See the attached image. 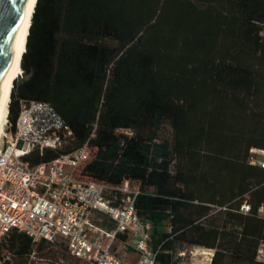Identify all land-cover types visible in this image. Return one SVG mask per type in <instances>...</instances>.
<instances>
[{"label":"trees","instance_id":"trees-1","mask_svg":"<svg viewBox=\"0 0 264 264\" xmlns=\"http://www.w3.org/2000/svg\"><path fill=\"white\" fill-rule=\"evenodd\" d=\"M20 66L12 131L19 100H32L51 108L64 135L26 161L87 143L77 173L130 180L138 216L170 226L153 236L161 262L190 244L213 249L210 264H260L264 168L249 150L264 149V0H36ZM164 123L170 140L159 137ZM212 206L224 208L210 216ZM50 243L12 229L0 260L27 264Z\"/></svg>","mask_w":264,"mask_h":264},{"label":"built area","instance_id":"built-area-1","mask_svg":"<svg viewBox=\"0 0 264 264\" xmlns=\"http://www.w3.org/2000/svg\"><path fill=\"white\" fill-rule=\"evenodd\" d=\"M4 126L0 136V240L16 229L34 243H62L71 256L87 264H210L214 250L202 253L195 246L169 251L171 260L161 262L153 236L169 231L170 226L138 216L139 188L130 180L110 185L80 176L77 172L90 156L87 143L48 162L31 165L26 161L23 157L33 147L42 150L63 142L64 135L58 132L62 121L46 103L19 100L15 130L8 118ZM259 152L249 161L264 168V150ZM249 209L247 203L239 207L243 212ZM258 212L264 217L263 206ZM197 255L200 258L195 263ZM255 261L264 264V240L256 248Z\"/></svg>","mask_w":264,"mask_h":264},{"label":"water","instance_id":"water-1","mask_svg":"<svg viewBox=\"0 0 264 264\" xmlns=\"http://www.w3.org/2000/svg\"><path fill=\"white\" fill-rule=\"evenodd\" d=\"M31 0H0V106L14 62L18 30Z\"/></svg>","mask_w":264,"mask_h":264},{"label":"rangeland","instance_id":"rangeland-1","mask_svg":"<svg viewBox=\"0 0 264 264\" xmlns=\"http://www.w3.org/2000/svg\"><path fill=\"white\" fill-rule=\"evenodd\" d=\"M21 78H22V72L19 75V77H17L16 79H17V81H20ZM4 128H5V126H4ZM0 136H2V133L0 134ZM171 136H172L171 127L169 126L168 123H164L162 125L161 129L159 130L160 139L165 138V139H169L170 140ZM259 150H264V149H259V148L253 147L252 149L249 150L250 156L259 155L260 154ZM220 210H221L220 208L212 206L211 209H210L209 215L210 216L211 215L212 216L217 215ZM161 225H163L165 227L166 225H168V223H162ZM160 229H162V228H160ZM1 240H2V238H1ZM192 246H195L196 248H207V247H203V246H196V245H190V244H185V245H183L180 248H187V250H189V249L192 248ZM53 252L56 253L55 254L56 258L52 257ZM67 257H69V258L66 261L64 258H67ZM58 258H60V259H58ZM199 258H200L199 255L195 256L194 262L198 263V261H199L198 259ZM67 263H70V264H85L84 261L71 256L67 252L65 247L63 245H60V243H57V244H55V243L51 244L50 243L43 250H39V249L35 248L34 252L27 259V264H67ZM0 264H2L1 260H0Z\"/></svg>","mask_w":264,"mask_h":264},{"label":"bare ground","instance_id":"bare-ground-1","mask_svg":"<svg viewBox=\"0 0 264 264\" xmlns=\"http://www.w3.org/2000/svg\"><path fill=\"white\" fill-rule=\"evenodd\" d=\"M35 2H36V0L30 1V5L28 7V12L24 18L23 23L21 24V26L18 30L14 62H13V65H12V68L10 71L7 89H6L5 95L3 97L1 106H0V134L3 133V131H4V125H5V121L7 118L8 104L10 101V92H11L13 81L17 77H19V75L22 72V69L20 66V60H21L22 53L25 50L26 37H27L28 28L30 25V19H31V15L33 12ZM201 249H202V253H206L208 251V248H201Z\"/></svg>","mask_w":264,"mask_h":264}]
</instances>
